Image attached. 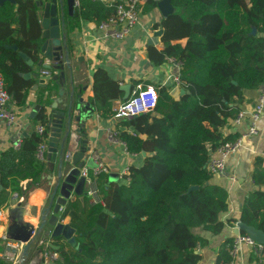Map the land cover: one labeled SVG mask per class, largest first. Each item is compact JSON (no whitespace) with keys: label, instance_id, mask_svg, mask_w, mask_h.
<instances>
[{"label":"trees","instance_id":"1","mask_svg":"<svg viewBox=\"0 0 264 264\" xmlns=\"http://www.w3.org/2000/svg\"><path fill=\"white\" fill-rule=\"evenodd\" d=\"M13 1L0 7V74L11 106L21 108L33 81L23 80L29 69L18 53L38 61L41 28L34 0ZM170 5L173 12L161 22L162 49L148 48V59L156 66L174 61L178 87L187 94L173 99L168 88L150 86L157 95L154 109L119 122L135 133L116 132L126 152L146 157L141 166L128 168L125 183L105 188L98 182L100 203L84 199L66 206L77 250L61 238L51 239L58 264H198L206 240L193 231L215 235L222 228L218 217L227 211V192L213 182L206 165L220 145L237 140V134L224 129L241 112L245 94L264 83V0H171ZM155 6L148 1L142 11ZM114 7L79 0L67 17L66 32L78 30L82 21L95 27L107 22ZM13 45L16 52L5 49ZM56 88L48 81L36 95L39 110L33 122L42 134L35 130L17 150L0 153V210L10 205L13 194L21 198L41 184L46 166L35 154L47 141L44 108ZM120 97L118 83L96 70L90 103L98 117L113 118L112 102ZM255 164L260 170L252 174L254 189L237 221L264 233V167L259 159ZM231 243L225 241L214 264L233 262Z\"/></svg>","mask_w":264,"mask_h":264},{"label":"crops","instance_id":"2","mask_svg":"<svg viewBox=\"0 0 264 264\" xmlns=\"http://www.w3.org/2000/svg\"><path fill=\"white\" fill-rule=\"evenodd\" d=\"M97 1L108 4L112 0ZM37 14L40 22L41 13L39 10ZM163 20L164 18L156 6L146 12L142 11L138 25L122 40L115 41L110 38H103L93 24L85 21L80 23L78 30L67 33V15L66 10H64L65 27L63 32L65 41L63 44L69 53L70 71L64 66L61 71L49 70V76H42L41 72L43 70L37 67L36 63L33 65L29 70L31 74L29 80L33 81V86L30 89L26 104L21 108H14L20 126L9 128L4 122L0 121V153L13 147L16 141L20 140V138H25L37 129V125L34 124L33 119L29 118L36 106V95L48 81L56 85L51 78L53 75L63 72L62 90L64 95L62 99L66 101L69 94L73 92V98L79 97L82 99L84 105L89 108L88 111L83 113V118L79 124L72 123V139L69 143H65L63 157L66 155L71 156L74 151L80 148V142L86 141V147L89 149L86 155H89L91 159L92 157H96L97 163L106 170L105 173L103 172L98 177L97 183H101L105 188L110 184L125 183L124 170L130 166H141L146 154L144 157L141 155L132 156L120 145L108 140V131L127 132L132 135L135 133L132 129L118 125L123 119L111 118L109 120H102L98 117L90 103L91 98H93V76L96 70L101 69L113 81H116L119 86L130 85L131 89L137 85H141L142 88L156 86L168 88L170 91L173 86L177 64L172 60H166L164 64L156 66L148 59V48L158 51L162 49V35L158 38L156 45H148V42L151 41L154 31L162 30L161 22ZM43 63L48 64L45 60H43ZM41 80L44 81L43 84H39ZM33 87H35L34 91ZM56 87V90L48 95V104L44 108L45 113L47 112L46 108L52 101L58 98L60 87L58 85ZM257 95V90L247 92L245 94V102L241 106V111H249L254 105ZM122 97L123 93L121 92V97L112 102L113 111L123 102ZM58 110H62L61 105H58ZM248 127L247 120L243 121L239 127H232L230 121L228 127L224 129V133L239 135L247 131ZM259 129L260 135L245 140L239 152L228 159L226 170L222 174L213 177V182L220 185L227 192V211L221 213L218 217V222L222 225V228L217 234L213 235L201 230L193 231L195 235L206 240V246L200 248L198 251L201 256L198 264H214L216 256L222 246H224L225 241L232 240L234 237L233 222L231 220H238L239 209L243 200L254 189L251 177L255 169L257 171L260 170L255 164L256 160H261V167H264V115L260 121ZM77 130L79 133L76 135L74 132ZM138 136L141 139L146 138L145 136ZM76 139H78V142H76ZM44 157L46 171L42 176L41 184L38 187L29 189L26 195L21 198L17 197V199H13L11 197L10 205L6 209L0 210V260L3 262L5 260L2 259V256L6 255L7 250L1 237L3 235L6 236L8 226L11 223L8 211L19 204L22 208V222L30 224L34 227V230L39 225L40 210L43 207L46 193L51 184V178L57 167V162L52 164L47 160L46 152ZM87 169L89 173L93 170V168ZM109 175H112L111 180ZM65 208H62L60 222L68 224L69 219L64 215ZM45 238V231L35 238L27 251V254H31L27 264H58V258L56 260H48L39 254L40 248L36 244V241L38 239V241H42ZM255 258L251 250L244 249L237 256L235 264H257ZM5 263L8 264L7 262Z\"/></svg>","mask_w":264,"mask_h":264},{"label":"water","instance_id":"3","mask_svg":"<svg viewBox=\"0 0 264 264\" xmlns=\"http://www.w3.org/2000/svg\"><path fill=\"white\" fill-rule=\"evenodd\" d=\"M14 3L13 0H0V7L6 3ZM171 0H160L156 4V8L165 19L169 14L173 12V8L170 5ZM36 8L41 13L40 19V46L39 56L41 58L36 62V66L43 71L49 72V70H62L65 66L70 71L69 65V53L66 50L63 42L65 41L63 29L65 27L64 22V10L66 15L71 16L76 8L77 0H34ZM163 30L154 31L151 41L148 45L158 43V38L162 35ZM255 34V31H252ZM5 49L17 51L16 46H5ZM21 59L24 61L27 68L30 70L34 63L27 58V56L21 52L18 53ZM43 60L48 64H44ZM31 77L30 72L22 75L24 80H29ZM63 72L53 75L51 80L60 87L58 91V98L54 99L52 103L46 108V128L47 134V160L52 164L57 162L56 171L51 178V184L46 193L43 207L40 210L39 225L34 230V227L30 224L23 223L21 219L22 208L17 204L13 209L8 211L10 218V225L7 229L6 237L14 242L23 244L22 257H27V251L29 246L35 238L45 231L50 238H61L68 245L77 250L75 239L73 238L74 230L68 225L60 222L62 216V208L67 206V203L77 200L83 203L85 199V179L81 177L80 170L83 167L96 168L93 164V160L86 155L89 149L86 147V141L80 142V148L73 152L69 161L64 160L63 148L65 143H69L72 139V123L79 124L83 118V113L89 110L84 105L82 99L79 97L73 98V92H71L66 101L62 99ZM41 80L39 84H43ZM35 87H33V91ZM119 91L123 93L122 101H125L130 96V85L119 86ZM187 94L183 89L179 87H172L169 91V96L176 99ZM58 105H61L62 110H58ZM39 110L38 106H35L34 112L29 116L33 119L35 112ZM82 127V125H80ZM76 135L79 131L74 132ZM21 140V138H20ZM78 142V139H76ZM144 153L141 154L144 157ZM86 162V163H85ZM110 180L112 175H109ZM197 187H191L189 190H196ZM3 191V187L0 184V194ZM244 234L258 245L264 246V233L260 230H256L253 227L247 226L239 221L236 223V227L233 229V235L238 236Z\"/></svg>","mask_w":264,"mask_h":264},{"label":"built area","instance_id":"4","mask_svg":"<svg viewBox=\"0 0 264 264\" xmlns=\"http://www.w3.org/2000/svg\"><path fill=\"white\" fill-rule=\"evenodd\" d=\"M148 1L158 3L160 0H112L108 4H115L114 16L107 22L97 26V32H99L105 39L110 38L115 41L122 40L138 25L140 14ZM76 4L77 7L78 2ZM41 75L49 76V72L42 71ZM172 87H178V65H176V73L173 79ZM257 93L258 95L252 108L249 111H241L236 118L231 121L232 127H239L243 121L247 120L249 124L247 131L240 133L235 142H228L220 145V147H218L210 156L206 165V170L212 175V177L218 176L226 170L228 159L239 152L245 140L252 137H258L260 135L259 124L264 115V83L259 87ZM156 98V92L152 87L142 88L141 85H137L131 89L128 99L115 108L113 118L125 119L149 113L155 107ZM0 121L4 122L9 128L20 126L18 116L10 104V96L5 90L1 74ZM36 131L38 134H42L43 128L37 127ZM108 140L112 143L120 145L125 150V145L117 139V133L115 131H108ZM20 145L21 140H18L13 145V148L17 150ZM46 150L47 143H41L35 154L37 160L42 162L45 161L44 154ZM70 157V155H66L64 156V160L69 161ZM92 160L96 165V168L89 173L88 169L83 167L80 170V175L85 179V197H87V201L90 205H95L100 203L101 199L97 179L103 172L105 173L106 170L97 163L96 157H92ZM127 171L128 168L124 170V176L127 175ZM12 198L17 199V195L13 194ZM236 223L237 222L233 224V229L236 227ZM1 239L7 250L6 255L2 256V259H4L8 264H23V244L14 242L4 235ZM51 239L52 238L46 234V238L40 241L42 247L39 250V254L44 259L56 260L58 255L52 248ZM244 249L251 250L256 257V263L261 264L264 246L256 244L246 235H238L232 238L230 256L232 257L233 262L230 264H235L237 256Z\"/></svg>","mask_w":264,"mask_h":264},{"label":"rangeland","instance_id":"5","mask_svg":"<svg viewBox=\"0 0 264 264\" xmlns=\"http://www.w3.org/2000/svg\"><path fill=\"white\" fill-rule=\"evenodd\" d=\"M88 199H87V197H85V201L88 203V201H87Z\"/></svg>","mask_w":264,"mask_h":264}]
</instances>
